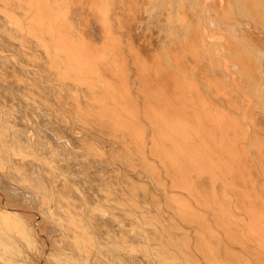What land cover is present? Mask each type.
Listing matches in <instances>:
<instances>
[{
	"label": "bare ground",
	"instance_id": "1",
	"mask_svg": "<svg viewBox=\"0 0 264 264\" xmlns=\"http://www.w3.org/2000/svg\"><path fill=\"white\" fill-rule=\"evenodd\" d=\"M0 173V264H264V0H0Z\"/></svg>",
	"mask_w": 264,
	"mask_h": 264
},
{
	"label": "rangeland",
	"instance_id": "2",
	"mask_svg": "<svg viewBox=\"0 0 264 264\" xmlns=\"http://www.w3.org/2000/svg\"><path fill=\"white\" fill-rule=\"evenodd\" d=\"M5 175H6V174H5ZM0 176H2V177H0V191L5 192V194L9 193V194H8L9 196L11 195L10 198H9V199H10L9 201L12 202L13 205H18V204H19L18 206H20V207L22 206V209L26 210V212H28V211H29V212L34 211V212H32V213H27V216L23 217V219H24V221H25V225H26V227H27V226L29 227V226H31V225H32L31 227H35V226H36V227L33 228V229H32L31 227H29V228L27 227V228H28V229L31 228V229H30L31 233H32L33 230L35 231V232L33 231L34 233H33L32 235H33L34 239L37 240V242L39 243L38 246H39V250H40V249L43 247V244L41 243V233H48L49 236H50V235H51V236H55V233H56V232L54 231V229H53V231H52L51 225H50V223H48L49 221L46 222L47 220L44 221L45 219H44V220H40V221H39L40 224H39L38 221H37V224H36V221L34 222V220L31 219V217H29V216L34 215L35 212H37V211H36V208H35V205H34V207H33V205L29 206L30 203H29V201L27 202L28 198L24 195V193H22V191L18 190L17 188H14V187H13V186H14L13 183L11 182V183H12V184H11V183L6 179L7 177H5L4 174L0 173ZM3 176H4V179H3ZM4 180H5V181H4ZM3 181H4V182H3ZM6 182H7L8 184H7ZM3 184H5L4 187H6V188H4V187L2 186ZM10 185H11V186H10ZM12 185H13V186H12ZM1 186H2V187H1ZM9 187L11 188L10 190H9ZM6 189H8V190H6ZM14 189H15V190H14ZM11 191H12V192H11ZM16 191H17V192H16ZM19 191H20L21 193H20ZM11 193L14 194L15 196H17V198H18V197H20V198H18L17 200H16V199L13 200L14 195H12ZM15 193H16V194H15ZM12 196H13V197H12ZM22 198H23V199L25 198V199H24L25 201H24ZM12 200H13V201H12ZM16 202H18V203L16 204ZM19 202H20V203H19ZM25 202H27V203H25ZM14 203H15V204H14ZM28 203H29V205H28ZM24 204H25V205H24ZM24 206H25V207H24ZM26 206H27V207H26ZM30 207H31V208H30ZM33 208H35V209H33ZM27 209H28V211H27ZM32 209H33V210H32ZM28 215H29V216H28ZM26 217H27V218L29 217V218L27 219ZM26 219H27L28 221H27ZM29 221H30V222H29ZM32 221H33V223H32ZM45 222H46V223H45ZM31 223H32V224H31ZM27 224H28V225H27ZM48 224H49V225H48ZM34 225H35V226H34ZM47 225H48V226H47ZM41 226H42V227H41ZM37 227H39V228H37ZM40 227H41V229H40ZM42 228H43L44 231L42 230ZM39 230H40V231H39ZM46 230H48L49 232H47ZM50 230H51V231H50ZM40 245H41V246H40ZM26 247H27V246H24V249H25ZM40 247H41V248H40ZM27 248H28V247H27ZM25 250L27 251L28 249H25ZM28 253H30V251H29ZM31 254H33L34 256L37 257L38 252L36 253V255H35V252H34V253H31ZM30 256H32V255H30ZM34 258H35V257H34ZM32 259H33V257H32Z\"/></svg>",
	"mask_w": 264,
	"mask_h": 264
}]
</instances>
